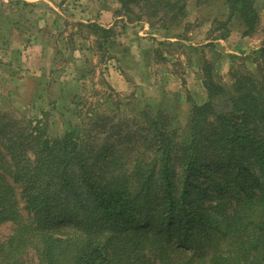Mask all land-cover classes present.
I'll return each instance as SVG.
<instances>
[{"label": "trees", "instance_id": "trees-1", "mask_svg": "<svg viewBox=\"0 0 264 264\" xmlns=\"http://www.w3.org/2000/svg\"><path fill=\"white\" fill-rule=\"evenodd\" d=\"M187 2L119 0L125 14L136 8L151 28L168 31L186 19ZM223 3L247 34L254 31V0ZM79 26L114 59L108 49L113 29ZM250 59L255 71L233 75L230 90L205 79L208 102L192 107L183 140L166 118L146 114L158 157L149 163L127 166L122 153L108 160L112 146L84 142L81 130L54 141L42 133L11 138L9 126L18 124L4 123L0 147L10 161L0 155V224L11 220L15 229L7 243L0 242V264H24L28 252L37 264H137L140 247L155 255L152 264H264V47ZM7 178L23 188L28 221ZM197 229L225 245H212L206 255Z\"/></svg>", "mask_w": 264, "mask_h": 264}, {"label": "rangeland", "instance_id": "rangeland-1", "mask_svg": "<svg viewBox=\"0 0 264 264\" xmlns=\"http://www.w3.org/2000/svg\"><path fill=\"white\" fill-rule=\"evenodd\" d=\"M50 1L62 13L57 33L45 42L51 43L53 49H42L41 53L39 49L36 54L26 49V43L35 40L29 34L30 38H23L24 43L9 38L7 44L6 38L0 37V127L4 123L18 124L9 126L7 134L11 138L22 133H42L49 141L62 139L73 129L81 130L79 137L84 142L106 149L112 146L108 160L122 153L127 166L137 160L149 163L158 158L155 145L150 142L151 123L146 114L153 119L166 118L172 128L178 129L179 140H183L188 132L192 107L208 102L205 79L211 77L217 85L230 90L233 75L255 71L250 57L264 47V0H254L259 17L254 31L249 34L237 18H230L223 3L225 0H188L186 19L169 33L178 41L158 45L169 49L171 58L181 60L168 65L158 63L156 69L149 70L150 25L148 18L136 8L132 14H125L119 0ZM77 6L85 16L77 12ZM46 7L41 1L33 14L43 15ZM12 10L0 2V15L12 13ZM102 10H107L115 19L116 27L111 28L114 34L108 49H111L109 55L116 60L103 55L97 48L98 37L76 22L79 17L95 18ZM24 13L27 23L33 15L29 10ZM13 14L23 15L22 12ZM158 27L154 25L155 29H160ZM132 46L136 48L131 49ZM121 57L126 59L121 62ZM115 69L117 74H113ZM220 101L217 108L223 111L226 101ZM3 116L5 120L1 119ZM0 152L5 161H10L2 147ZM24 152L30 161L34 160L30 148H24ZM175 158L173 154L172 160ZM174 162L181 165L180 160ZM104 166L93 168L94 174ZM173 171L181 172L179 166H174ZM5 181L13 187L17 208L28 221L32 215L26 209L23 188L11 178ZM14 229L11 220L2 222L0 242L7 243ZM201 231L197 229L196 236L203 241L206 255L210 254L212 245H225L223 238L216 236L210 240L209 235L213 233ZM189 248L186 252L195 247ZM140 250L137 264L155 261L149 249L140 247ZM23 262L37 264V258L33 252H28ZM60 264L69 263L65 260Z\"/></svg>", "mask_w": 264, "mask_h": 264}, {"label": "crops", "instance_id": "crops-1", "mask_svg": "<svg viewBox=\"0 0 264 264\" xmlns=\"http://www.w3.org/2000/svg\"><path fill=\"white\" fill-rule=\"evenodd\" d=\"M41 1H43L46 4L47 9L45 8L46 10H44L43 15H37L35 13L33 14V11L34 10L36 11V8L39 6V3ZM0 2L3 6L9 7V9L11 10L13 9L12 13H9L7 15H4L2 13V15H0V24H1L0 37L6 38L7 44H9L8 41L9 38H16L18 39L19 43L20 42L24 43L25 42L23 39L24 37L30 38L31 36H33V38L36 41L32 40L31 43L27 42L26 45L28 46L26 47V49L28 50L32 49L35 54L38 53L39 49H40V53L43 51L42 49H53L51 43H45V42L46 40H49V37H53V34L57 33L58 20H61V17H59V15H62V13L59 12V10L50 0H0ZM41 5H43V3H41L40 6ZM80 9L82 10V8L78 7L77 12L80 13L82 16H85V12H83V10L80 11ZM28 10L29 12H32L31 15L33 16L31 17V19L29 18V21L26 23L28 17L24 16L25 15L24 12ZM14 12H18V13L22 12L23 15L18 16L13 14ZM80 18L81 17L78 18L79 21H76L78 22V25L79 23L84 25L96 23L105 29H111L116 27L115 19L113 20V16L111 17L110 13L107 10H102L100 14L97 15L95 18H88V19H80ZM30 24H32L33 27H28L26 29L25 26ZM149 31L151 32L149 35L150 36L149 37V70L156 69V67H158L157 66L158 63H164L165 65H168L169 62L172 63L174 61L181 60L179 59V57H177V59L171 58L169 55V51H167L169 49H162V47L158 46L162 43L167 45L169 44V42L174 44L173 42L178 41L177 39H174L169 35V33L171 32L170 30L168 31L163 29H155L149 26ZM28 34L30 37L28 36ZM43 39L45 40L44 42H42ZM135 39H137L140 42H143L142 39L139 38H135ZM120 41L121 40L119 39L117 43L118 47L120 46ZM118 47H116V49ZM22 48L25 49L24 46H22ZM113 48L115 49V46ZM130 48L135 49L136 47L132 46ZM125 59L126 58L121 57L119 60L122 62ZM113 60L116 59L114 58ZM195 67L196 66H194V68ZM113 74H117L116 69L114 70Z\"/></svg>", "mask_w": 264, "mask_h": 264}]
</instances>
